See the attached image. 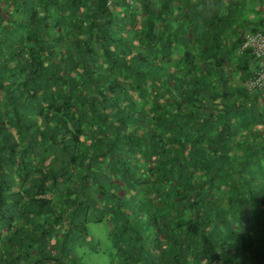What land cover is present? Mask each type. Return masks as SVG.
<instances>
[{
    "label": "trees",
    "instance_id": "16d2710c",
    "mask_svg": "<svg viewBox=\"0 0 264 264\" xmlns=\"http://www.w3.org/2000/svg\"><path fill=\"white\" fill-rule=\"evenodd\" d=\"M251 10L0 0V264H264Z\"/></svg>",
    "mask_w": 264,
    "mask_h": 264
},
{
    "label": "built area",
    "instance_id": "2783aa9c",
    "mask_svg": "<svg viewBox=\"0 0 264 264\" xmlns=\"http://www.w3.org/2000/svg\"><path fill=\"white\" fill-rule=\"evenodd\" d=\"M250 52L255 59V75L245 82L249 92L264 90V27L261 31L245 33L239 53Z\"/></svg>",
    "mask_w": 264,
    "mask_h": 264
},
{
    "label": "crops",
    "instance_id": "0c3cea01",
    "mask_svg": "<svg viewBox=\"0 0 264 264\" xmlns=\"http://www.w3.org/2000/svg\"><path fill=\"white\" fill-rule=\"evenodd\" d=\"M240 1V6H242L243 7V9H244V12L245 13H243L244 14V17L245 18H247V19H249L251 22H253V20H255V18L256 17H254L256 14H255V12H254V10H251V12L249 11V12H247V9H248V7H249V9L250 8H255V9H257V6L258 5H260V4H263L264 5V0H239ZM255 24H257V22H255ZM239 24H237V27H239L238 26ZM258 25H256V26H254V27H250V28H248V29H254L255 27H257ZM226 37H228V38H230L231 36H230V33H229V31H226Z\"/></svg>",
    "mask_w": 264,
    "mask_h": 264
},
{
    "label": "rangeland",
    "instance_id": "374dc122",
    "mask_svg": "<svg viewBox=\"0 0 264 264\" xmlns=\"http://www.w3.org/2000/svg\"><path fill=\"white\" fill-rule=\"evenodd\" d=\"M263 16H264V11L257 13V18H261ZM90 229H91L92 234L100 235L103 239L106 240L105 229L102 225H91ZM103 233H104V235H103Z\"/></svg>",
    "mask_w": 264,
    "mask_h": 264
}]
</instances>
